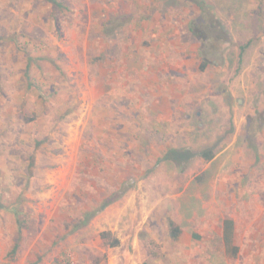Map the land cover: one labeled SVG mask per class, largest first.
<instances>
[{"label":"rangeland","instance_id":"1","mask_svg":"<svg viewBox=\"0 0 264 264\" xmlns=\"http://www.w3.org/2000/svg\"><path fill=\"white\" fill-rule=\"evenodd\" d=\"M55 1L0 0V264H264V0Z\"/></svg>","mask_w":264,"mask_h":264},{"label":"trees","instance_id":"2","mask_svg":"<svg viewBox=\"0 0 264 264\" xmlns=\"http://www.w3.org/2000/svg\"><path fill=\"white\" fill-rule=\"evenodd\" d=\"M49 2H51L52 4H54L55 6H59L60 4L55 1V0H47ZM189 2H191L194 5V8H196V12L198 15V18H194V20L192 22H190V27H189V31L191 32L192 36H194L196 39L199 40V38L197 37V34L200 31H208L211 32V34L213 33L215 35L216 38H220L223 36V38L225 37V33H224V28L221 26H217V20L215 18H210L209 19V23L208 25L205 24V13H208V8L206 6V4L204 3L203 0H187ZM215 28H218V32H216ZM209 29H214L213 31L209 30ZM221 32H220V31ZM215 32V33H214ZM226 39V38H224ZM247 44L245 46H242L239 48L240 52H239V58L242 56L244 48H246ZM199 55L201 57V65H200V70H203L205 67H207L208 65H214L216 64L213 60H211V56L209 53L207 52H199ZM31 88V87H29ZM34 118H30V120H33ZM28 120V119H27ZM195 157H200L205 161H209L212 159L213 157V153L212 151L208 150H204L202 152L196 153L193 152L192 150L186 149V148H179V149H175V148H169L167 150H165L162 154V156L157 160L159 162L162 161H170L172 163H174L176 166H178L179 168H183L185 165H187L189 162H191V160ZM115 198L110 199H103L102 200V204L100 205L99 208H97L96 210H93L94 208H92L91 210L85 212L84 216L82 219L77 220L75 222H66L65 223V229L70 230V232H73L81 227H84L88 224V222L90 221L91 218H93L96 214H98L100 211H102L106 206H108L112 201H114ZM10 211H12L13 213L17 214V210L16 209H11ZM71 225V226H70ZM169 228H170V235L173 239H175V237L178 234V229L174 226V223L170 222L168 223ZM232 223L229 221H225V226L230 227L231 228ZM229 228V229H230ZM176 234V236H175ZM225 240H227V237L224 238ZM116 243V242H115ZM16 250V246H14L12 253H14ZM236 248L233 249L234 252H236Z\"/></svg>","mask_w":264,"mask_h":264},{"label":"crops","instance_id":"3","mask_svg":"<svg viewBox=\"0 0 264 264\" xmlns=\"http://www.w3.org/2000/svg\"><path fill=\"white\" fill-rule=\"evenodd\" d=\"M223 225H224V227H225V221H223ZM174 226H175V225H174ZM175 227H176V226H175ZM176 228L178 229V234H177V236H176V234H175V236H176L175 238H177V237L179 238V237L181 236V233H182L181 231H182V230H181L180 228H178V227H176ZM224 229H225V228H224ZM225 230H226V229H225ZM222 234H223V229H222ZM169 235H170V232H169ZM170 236H171V235H170Z\"/></svg>","mask_w":264,"mask_h":264}]
</instances>
